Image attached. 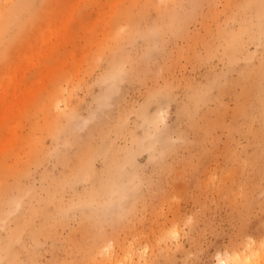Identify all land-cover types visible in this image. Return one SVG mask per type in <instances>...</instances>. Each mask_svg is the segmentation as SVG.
Returning a JSON list of instances; mask_svg holds the SVG:
<instances>
[{
  "label": "rangeland",
  "instance_id": "374dc122",
  "mask_svg": "<svg viewBox=\"0 0 264 264\" xmlns=\"http://www.w3.org/2000/svg\"><path fill=\"white\" fill-rule=\"evenodd\" d=\"M264 264V0H0V264Z\"/></svg>",
  "mask_w": 264,
  "mask_h": 264
},
{
  "label": "bare ground",
  "instance_id": "6f19581e",
  "mask_svg": "<svg viewBox=\"0 0 264 264\" xmlns=\"http://www.w3.org/2000/svg\"><path fill=\"white\" fill-rule=\"evenodd\" d=\"M257 255L255 252H251L249 254H242L240 255L234 264H254L255 260L257 259Z\"/></svg>",
  "mask_w": 264,
  "mask_h": 264
}]
</instances>
